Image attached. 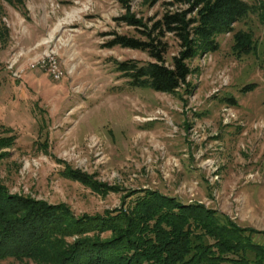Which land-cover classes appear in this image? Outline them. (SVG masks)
Listing matches in <instances>:
<instances>
[{
	"label": "rangeland",
	"instance_id": "rangeland-1",
	"mask_svg": "<svg viewBox=\"0 0 264 264\" xmlns=\"http://www.w3.org/2000/svg\"><path fill=\"white\" fill-rule=\"evenodd\" d=\"M168 1L131 0L130 12L151 24ZM127 12L117 0H0V184L63 204L73 217L130 209L140 192L157 190L251 228L247 241L264 246L261 12L220 34L217 50L191 59L194 88L175 94L133 87L117 70V62L150 60L138 49L107 46L115 32L140 36L118 20ZM239 31L250 34L249 48L237 47ZM168 40L171 61L178 43ZM51 57L64 70L61 79L51 74ZM117 232L97 228L50 240L66 248ZM259 250L243 251L249 264H264ZM227 255L242 257L237 250ZM0 264L38 263L7 257Z\"/></svg>",
	"mask_w": 264,
	"mask_h": 264
},
{
	"label": "trees",
	"instance_id": "trees-1",
	"mask_svg": "<svg viewBox=\"0 0 264 264\" xmlns=\"http://www.w3.org/2000/svg\"><path fill=\"white\" fill-rule=\"evenodd\" d=\"M117 1L128 10L118 20L133 26L140 36L115 32L107 46L138 49L150 57L145 62H117V70L133 87L170 94L183 87L192 91L189 61L217 50L220 34L232 31L234 23L251 13L261 12L264 18V5L246 0H172L164 2L161 17L148 24L130 12L131 0ZM169 35L178 43L171 61L167 59ZM235 40L239 49L252 43L250 34L242 31L235 34ZM71 175L90 183L85 173L73 171ZM135 201L130 209L73 217L63 204L11 193L0 184V260L30 257L38 264H220L230 260L249 264L243 251L260 249L256 252L264 261V246L244 236L251 228L241 227L228 216L218 218L201 203H183L151 189L140 192ZM97 228L118 232L105 240L80 238L66 248L63 242L56 245L50 240L56 233L80 235ZM205 235L216 241L206 244ZM236 250L242 254L239 260L227 255Z\"/></svg>",
	"mask_w": 264,
	"mask_h": 264
},
{
	"label": "built area",
	"instance_id": "built-area-1",
	"mask_svg": "<svg viewBox=\"0 0 264 264\" xmlns=\"http://www.w3.org/2000/svg\"><path fill=\"white\" fill-rule=\"evenodd\" d=\"M51 58L52 59L49 60L51 74L55 79H61L62 76L64 75V70L60 69L54 57ZM43 61H44L43 63L46 62L45 60Z\"/></svg>",
	"mask_w": 264,
	"mask_h": 264
}]
</instances>
